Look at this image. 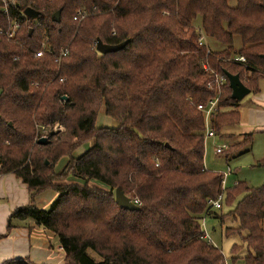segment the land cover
<instances>
[{
    "label": "trees",
    "instance_id": "trees-1",
    "mask_svg": "<svg viewBox=\"0 0 264 264\" xmlns=\"http://www.w3.org/2000/svg\"><path fill=\"white\" fill-rule=\"evenodd\" d=\"M26 8L38 17L24 18ZM77 10L86 13L80 23L73 20ZM13 22L19 24L13 39L0 33V175L26 184L29 202L10 214L7 232L17 222H35L57 238L65 264H226L200 229L204 216L223 222L207 206L222 191V173L204 167L197 106L218 96L213 128L218 138H230L223 131L240 123V112L225 73L259 92L264 0H19L7 15L0 3V29L9 31ZM98 39L128 43L100 54ZM42 43L43 55L35 57ZM62 50L67 54L59 58ZM240 56L245 63L231 61ZM211 71L225 79L219 91L207 87ZM101 109L116 128L96 126ZM55 123L62 133L34 142L37 127ZM251 144L252 134L244 135L223 155ZM62 158L67 163L55 173ZM116 189L132 203L138 199V210L120 208ZM45 190L57 194L48 210L34 201ZM223 205L233 206L227 216L237 225L224 235H238L247 250L231 260L264 264V184L224 189Z\"/></svg>",
    "mask_w": 264,
    "mask_h": 264
},
{
    "label": "rangeland",
    "instance_id": "rangeland-1",
    "mask_svg": "<svg viewBox=\"0 0 264 264\" xmlns=\"http://www.w3.org/2000/svg\"><path fill=\"white\" fill-rule=\"evenodd\" d=\"M200 19L198 18L196 20V25L199 26ZM214 44V43H213ZM211 44L212 48L219 47L217 45ZM239 38H235L234 45L237 47L239 46ZM263 87V80L259 82V88L260 93H264ZM259 94H248L245 96L240 102V124L236 126L227 127L224 129L225 132L229 133H235V134H245V133H251L253 132V147L248 151L241 154H238L234 157H230L228 159L225 158V155H216L214 153V147L215 145L219 144L218 140H208L206 142L205 147V153H204V165L208 169V171L222 173L226 170H231L232 174L229 176V178L226 179L224 189L232 188L235 184L238 182H244L248 186L253 188H258L264 184V124L263 125H257L256 124V116L253 120V123L250 124L251 121V115L249 113V108L252 107V101L256 96H259ZM104 112V110H103ZM111 119V118H110ZM113 120V119H112ZM262 120H264V116H262ZM104 118L99 114L97 116L96 120V126L97 123L103 124ZM104 125V124H103ZM117 122H114V125H105V128H116ZM50 128H46V132H54V133H62L63 127L55 123L53 125H48ZM99 127V126H97ZM103 127V126H102ZM258 128V129H257ZM50 129V130H49ZM243 132V133H242ZM245 132V133H244ZM46 133V135L48 134ZM46 135L43 136L46 138ZM244 135H241L238 137L237 135H231L230 138H227L225 141L230 143L229 148L231 145H234L242 140V137ZM37 137V135H35ZM34 137V142L35 138ZM41 137V138H43ZM93 145V141L85 142L82 145H80L75 151L73 152L74 156L77 157L79 153L85 151L89 146ZM228 148V149H229ZM79 157V156H78ZM56 167V166H55ZM54 167V171H55ZM63 170V169H62ZM58 171V170H57ZM61 171H58L55 173H60ZM98 184V183H96ZM233 206H225L223 205L221 209L215 210L216 215L223 216V222L221 223L219 220H217L214 216H204L205 220V228L209 235V237L212 240V243L220 248L225 263L226 264H243L242 260H235L232 261L231 257H243L247 254V250L244 248L242 241L238 235H232L226 237L224 235V230L226 228H235L237 225L232 221L230 217L227 216L229 211H231ZM48 210V209H47ZM233 245H239L242 246L236 255H233L231 253V248Z\"/></svg>",
    "mask_w": 264,
    "mask_h": 264
},
{
    "label": "crops",
    "instance_id": "crops-1",
    "mask_svg": "<svg viewBox=\"0 0 264 264\" xmlns=\"http://www.w3.org/2000/svg\"><path fill=\"white\" fill-rule=\"evenodd\" d=\"M262 88H264V79ZM260 92L261 91L259 88V92L257 94H259ZM251 104L253 108H249V113L252 117L250 124L253 123V120L256 116V124L260 126L263 125L264 120H262V116H264V93H260L259 96H256ZM239 108L240 104L238 105L237 109L239 110ZM99 114H101L105 121H100L104 125L97 123V126L104 127L105 125H114L115 121L105 116L103 109L100 110ZM253 132H244L245 134H235L229 132L225 133L228 135H237L238 137H240L241 135L252 134ZM214 140H218L219 143H221L226 139H220L217 137ZM212 141L213 140H211V142ZM90 147L91 145L87 149H85L84 152H82L81 154L79 153L78 156L84 154ZM252 147L253 134L250 149ZM66 163L67 158H62L57 163L55 171H62ZM205 169L208 170L206 167ZM226 171H223L222 173H225ZM229 176L227 178H229ZM73 180L75 181V179ZM56 198L57 194L53 190H45L39 193L35 197L34 201L39 209L47 210L51 203L56 200ZM28 202L29 191L26 184H24L12 173L0 175V264L13 259H20L24 262H29L32 264H65V253L60 246L57 238L52 232L43 229L35 222L31 220L17 222L16 227L11 228L7 232V220L10 214L18 208L27 206Z\"/></svg>",
    "mask_w": 264,
    "mask_h": 264
},
{
    "label": "built area",
    "instance_id": "built-area-1",
    "mask_svg": "<svg viewBox=\"0 0 264 264\" xmlns=\"http://www.w3.org/2000/svg\"><path fill=\"white\" fill-rule=\"evenodd\" d=\"M50 1V0H47ZM1 7H2V13L4 15H7L10 11L14 10L17 8V5L19 3V0H0ZM22 16L26 18L24 12L22 13ZM86 17V13H84L81 10H77L73 20L76 21L77 23H80L84 18ZM19 29V24L18 22H13L11 25V28L9 31H4L3 29H0V33H4L7 39H13L14 35L16 34L17 30ZM200 44H205V37L204 35H200L198 39ZM96 43L94 44V46ZM45 49V44L42 43L40 49L34 53L35 57H41L43 55ZM67 52L62 50L59 54V58L66 56ZM207 54H209V51H207ZM58 61V59L56 60ZM231 61L233 62H238V63H245V59L240 56V57H235ZM205 71H210L208 67L204 66ZM212 72V71H211ZM213 73V72H212ZM214 74V73H213ZM60 81H63L60 79ZM213 84L219 91V88L224 85L225 79L222 75L219 74H214V78L212 79V82L207 84V87H210V84ZM217 103H218V96L209 101L205 105H199L197 106V110L201 113L203 116V123H204V142L206 143L208 140H214L218 137L216 134L214 128H213V122H214V113L216 112L217 108ZM50 128V126H39L37 127V137L35 140H39L41 137L45 136L46 133V128ZM50 130V129H49ZM230 143H227L226 141L221 142L214 147V153L216 155H223L229 148ZM2 167V164L0 163V169ZM231 171H226L225 173H222V180H221V186H222V191L221 193L215 198V199H209L207 200V206L211 208L212 210H219L221 209V201L223 199V190H224V185L227 177L231 175ZM133 204L136 206L140 205V202L138 199H135L133 201ZM200 229L203 235V238L207 240L208 242L212 243L211 238L209 237L206 228H205V220L202 218L201 223H200Z\"/></svg>",
    "mask_w": 264,
    "mask_h": 264
},
{
    "label": "water",
    "instance_id": "water-1",
    "mask_svg": "<svg viewBox=\"0 0 264 264\" xmlns=\"http://www.w3.org/2000/svg\"><path fill=\"white\" fill-rule=\"evenodd\" d=\"M24 14L26 18L30 20H35L39 13L32 8H26L24 10ZM55 17H58V14H55ZM128 40L118 44V45H106L103 44L99 39L96 41L95 49L100 54H107V53H115L123 49ZM225 76L228 80L229 87L231 89V99L236 101H241L245 96L250 94V90L244 86V84L240 81L237 75H231L229 73H225ZM46 143V138H40L38 140L39 145H43ZM115 203L122 209L125 210H138V206L134 205L130 198L126 197L123 192L119 189L115 190Z\"/></svg>",
    "mask_w": 264,
    "mask_h": 264
}]
</instances>
